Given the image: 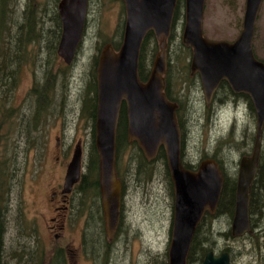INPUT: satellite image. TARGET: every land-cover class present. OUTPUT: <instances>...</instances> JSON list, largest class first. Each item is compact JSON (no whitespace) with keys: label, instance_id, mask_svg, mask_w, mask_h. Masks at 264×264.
<instances>
[{"label":"rangeland","instance_id":"rangeland-1","mask_svg":"<svg viewBox=\"0 0 264 264\" xmlns=\"http://www.w3.org/2000/svg\"><path fill=\"white\" fill-rule=\"evenodd\" d=\"M245 1L206 0L204 37L214 42L235 41L242 28ZM25 2L21 0L22 9ZM51 19L48 10L41 12L37 22L43 29V33H38L42 42L29 45L26 65L10 91L0 90V264H54V260L58 264L60 260L56 250L61 248L62 241L55 239L48 229L50 218L56 213L47 203V193L57 185L77 144L83 152L82 174L86 171L94 138L92 122L87 116V99L93 97L89 93L93 63L106 45L121 44L125 8L122 0L88 1L82 40L71 65H66L57 53L54 56L48 53L50 42L44 30L52 29ZM182 23L180 19L175 21V35L167 56V73L171 70L173 73L170 94L182 105L181 158L192 165L205 158L214 159L227 183L236 185L240 159L252 154L249 142H243V133L253 128L256 134V118L252 120L243 100L226 99L220 93L206 105L198 76L191 75L190 69L185 70V59L180 55ZM254 34L255 55L264 61V0ZM147 62L146 71L152 67ZM50 86L53 90L39 102L33 91ZM231 131L234 139L229 136ZM137 149L128 142L119 152L121 186L126 194L120 233L114 240L108 245L102 226L100 229L102 214L96 215L94 209V218L77 222L76 232V227L73 232L65 231L64 239L73 241L71 249L84 243L86 258L80 259L79 264H168L173 183L162 160L153 161L145 171L139 169ZM255 219L254 233L237 239L230 235L232 221L225 212L214 214L201 228L200 242L215 255L229 249L230 264H264V216Z\"/></svg>","mask_w":264,"mask_h":264},{"label":"water","instance_id":"water-1","mask_svg":"<svg viewBox=\"0 0 264 264\" xmlns=\"http://www.w3.org/2000/svg\"><path fill=\"white\" fill-rule=\"evenodd\" d=\"M89 0H60L57 11L62 33L58 57L71 65L82 40ZM206 0H184L181 41L192 51L191 73H196L206 104L221 82L234 94L247 95L256 113L254 149L239 161L234 213L230 227L233 238L250 232V189L258 170L261 134L264 127V64L254 58L252 40L263 0H246L242 28L233 43L213 42L203 35ZM125 25L117 51L106 45L96 70L97 106L94 142L99 157L98 183L108 239L115 233L120 210L121 184L115 173L116 135L121 104L125 103L129 141H135L144 157L152 161L160 147L174 189V211L168 264H188L195 232L205 213L214 215L221 197L223 177L218 163L205 159L196 172L181 163V134L176 120L177 106L164 94L166 41L170 36L178 0H122ZM153 33L159 42L148 79L138 76L143 41ZM82 147L75 146L68 164L64 188L72 189L82 173ZM201 264H230L227 251L204 255Z\"/></svg>","mask_w":264,"mask_h":264},{"label":"trees","instance_id":"trees-1","mask_svg":"<svg viewBox=\"0 0 264 264\" xmlns=\"http://www.w3.org/2000/svg\"><path fill=\"white\" fill-rule=\"evenodd\" d=\"M59 1L60 0H49V2L52 3L51 4L49 2L42 3L39 2L38 0H32L31 2L29 0H26V2L24 3V8L22 9L21 0H0V90H4L5 92L10 91L11 85L14 83L16 78L19 77L22 69L24 68V65H26L24 63L27 61V58L29 57L28 55L29 45L34 46V44L36 43L39 44L42 42L43 39L40 38L38 33H43V29L41 28L37 20L38 17L41 16V12L43 10H48V12H50V16L52 18L51 20L54 23L51 30H49L48 32L44 30V33H46V37L48 38L47 42H50V44L48 45L49 47L48 53L50 56H54V53H57V47L62 33L61 22L57 11V5ZM17 14H20L19 18L17 17ZM178 19L182 20L183 22L182 26H183L184 0H178L177 2L172 31L169 38L166 41V65H167V56L168 58L170 56L169 51H170L171 41L175 35L174 32L175 21ZM122 22L124 24V21ZM45 38H44V42L46 41ZM178 45L180 49V55L185 59L184 68L187 71L190 69V60L192 56L191 49L185 47L182 44L181 36L179 37ZM151 46L152 49H150ZM112 47L115 50H118L120 44L112 45ZM158 52H159V42L156 40L153 33H148L143 41L139 56L138 75L141 80H145L149 76L151 69L148 66L149 70L146 71V63L148 64L147 61H149L150 64H153L154 58ZM97 63H98V58L94 60L93 72L91 75L93 83L91 85V91L89 93L93 97L92 99H90L91 97L90 96L87 99L88 100L87 116L90 118L92 122L93 134L95 128L96 104H97V96H96ZM33 75L35 74L33 73ZM52 79L55 80V78ZM164 79L166 86V88L164 89L165 95L168 100L175 102L170 94V82L173 79L172 70L168 71L167 75L164 76ZM53 88H54L53 86H50L48 89L37 88L33 92L35 93L36 98L38 97V101L40 102L43 101L46 95H48L49 91H52ZM217 93H220V95L222 94L223 95L222 97L226 99L232 96L231 98L243 100L247 104V111L250 113L252 120L255 121L256 113L254 106L249 97L245 95L234 96L231 93L227 83H223V82L219 85V89L217 90ZM41 96L43 98H40ZM175 103H177V107H178L177 109L178 123L181 126V129L184 130L183 126L181 125L182 117L180 115V112L182 111V105L179 104L178 102ZM125 116H126L125 108H124V104H122L118 117L116 154H115L116 176L121 181V183H122V179H121V174L119 173L120 169L118 167L119 152H121L122 146H124L125 144L127 145L128 143L126 139V132H127V128L125 126L126 123L124 124V120L126 119ZM254 126H255V122H254ZM233 131L230 132L229 136L234 139ZM247 141L249 142L250 151L253 152L254 142H255V134L253 128L248 129L243 133V142L247 143ZM132 145H134V147L137 149L135 142H132ZM137 151L140 156V157L138 156V162H139L138 167L141 170L143 169L145 171L148 165L150 163H153V161L162 160L163 164L165 163V154L162 148L159 149L155 159L152 161L145 160L144 158H142L143 156L141 155L140 151L138 149ZM88 160L89 162L88 165L86 166V171L84 174H82L81 181L79 182L77 189H99V183H98L99 157L96 151L94 138L92 139V148L90 150ZM221 173L223 176L222 171ZM6 182H7V178L5 176L4 183ZM122 189H123V184H122ZM235 189H236V185L234 183H231V185H229L225 177H223L222 192L215 212L216 215L225 212L229 220H232V216L234 213ZM249 215H250V232L246 234L244 237L237 239L250 237L257 229L255 218L256 217L261 218L264 216V127L262 129V134H261V146H260V153L258 158V170L256 173L255 180L250 189ZM208 217L210 218L209 215H206V218L203 219V221L200 223V225L198 226L195 232L188 257V264H196L197 262L201 264L204 255L207 252L212 251L211 248L204 247L203 243L200 242L201 240L199 239L200 230L207 222ZM224 251H227L229 252V254H231V251L229 249H226ZM19 258L20 257H17V260ZM105 263H107V259H105ZM161 264H167V262Z\"/></svg>","mask_w":264,"mask_h":264},{"label":"flooded vegetation","instance_id":"flooded-vegetation-1","mask_svg":"<svg viewBox=\"0 0 264 264\" xmlns=\"http://www.w3.org/2000/svg\"><path fill=\"white\" fill-rule=\"evenodd\" d=\"M254 35H253V40H252V51H253L254 58L264 64V61L257 59V57L255 55L254 46H253ZM222 42H225V41H222ZM233 42L234 41L228 42V43H233ZM166 72H167V67H166ZM195 74L196 73H194V74L191 73V75H195ZM196 76H198V75L196 74ZM147 78L145 80H141L139 78V80L141 82H145L147 80ZM198 78H199V76H198ZM199 82H200V79H199ZM223 83H226V82H223ZM165 88H166V86H165V80H164V89ZM218 89H219V86L216 89V91L214 92L210 103H212ZM230 91H231V89H230ZM231 93L234 96L245 95V94H234L232 91H231ZM221 96H223V95L221 94ZM245 96H247V95H245ZM231 97H229L227 99H231ZM232 99L236 100V98H232ZM170 102L177 106V103H175L173 101H170ZM122 104H124V108H125V103L123 102ZM209 104H206V105H209ZM244 104H245V107L247 109V104L245 102H244ZM177 109H178V107H177ZM177 109H176V120H177V124H178L179 130H180L181 144H182V138L184 136H183V130L181 129V126L178 123ZM125 114H126V108H125ZM125 117H126V119L124 120V124L126 123L125 126L127 128L128 127L127 115ZM116 139H117V136H116ZM126 139L128 142H131V143L135 142V141H129L128 140L127 132H126ZM164 154H165V152H164ZM205 159H211V158H205ZM205 159H203V160H205ZM56 160H58V159H56ZM203 160H201V161H203ZM181 163L185 169H187L189 171H193V172H196L197 168L199 166V163L195 164V165L186 164V163H184L183 158H181ZM68 164L64 165L62 175L60 176L57 185L53 189L48 191V193H47V203L52 208V211H54L56 213V215L54 217L50 218L51 225L48 227V229L50 230V232L53 233V236L55 237V239L60 238V241H62L61 245H60L61 248L56 250V252H58L57 257H60V260H58V264H59V262H60V264H79L78 262L80 259L83 260V258H86V254L84 255V253H83L84 243L82 241L79 248L76 247V249H71L72 247H74L73 246L74 244H73L72 239H70V240L64 239L65 238V231L66 232H73V229L76 227V229L74 231V232H76L77 231V222H79V221L88 222V219L94 218V215H93V209H94L96 215L98 212L102 214V224L100 225V229L102 226L101 232H103L106 239H108V235H107V231L105 229V222H104V214H103L102 203H101L100 189H77L78 184L81 180V177H80L79 181L77 182V184H75L72 187V189H65L64 188V181H65V174H66ZM164 166L167 169L166 158H165ZM168 178H169V174H168ZM1 179H2V170L0 169V192L2 191ZM120 190H121L120 191V210H119L118 224H117L115 233L113 234V237L111 238V240L110 241H109V239L107 240L108 245H109V243H111L114 240V238L118 235V233H120L119 226L121 224L123 195L126 194L125 189H122V186H121ZM172 196L174 198V189H172ZM1 204H2V199H1V195H0V206H1ZM206 215H209V214L206 212L203 219L206 218ZM209 216H211V215H209ZM232 218H233V216H232ZM203 219H202V221H203ZM81 232H82V228H81ZM81 236H82V234H81ZM83 237L85 239V237H86L85 232H83ZM77 248L79 251L76 252ZM90 248L94 249L92 244L90 245ZM80 251H81L82 256L80 255ZM230 262H231V259H230ZM54 264H55V260H54Z\"/></svg>","mask_w":264,"mask_h":264}]
</instances>
